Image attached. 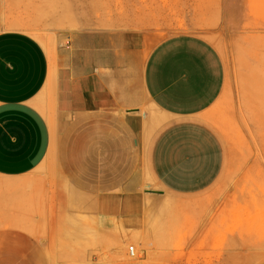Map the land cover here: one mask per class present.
I'll return each mask as SVG.
<instances>
[{
    "label": "crops",
    "instance_id": "1",
    "mask_svg": "<svg viewBox=\"0 0 264 264\" xmlns=\"http://www.w3.org/2000/svg\"><path fill=\"white\" fill-rule=\"evenodd\" d=\"M246 3L122 0L120 31L63 34L52 57L33 36L0 31V257L64 264L129 229L140 202L114 177L128 176L147 102L169 118L149 159L162 189L191 198L219 178L223 148L201 115L226 64L207 36L241 31ZM54 138L57 184L41 188L31 175Z\"/></svg>",
    "mask_w": 264,
    "mask_h": 264
},
{
    "label": "rangeland",
    "instance_id": "2",
    "mask_svg": "<svg viewBox=\"0 0 264 264\" xmlns=\"http://www.w3.org/2000/svg\"><path fill=\"white\" fill-rule=\"evenodd\" d=\"M246 6L241 31L207 36L226 64L223 90L201 115L223 148L219 178L191 198L170 196L162 189L149 159L153 141L169 118L147 102L140 115L144 128L135 137L136 146L131 144L134 158L125 163L128 176L114 177L121 185L115 190L123 185L131 200L140 202L138 214L113 240L98 244L97 250L83 248L80 256L60 258L62 263L264 264V0H247ZM121 29L122 0L0 1V31L33 36L50 57L63 34ZM115 135L125 134L119 127ZM56 138L47 160L31 175L41 188L44 180L57 184L61 167ZM0 264L13 263L0 257Z\"/></svg>",
    "mask_w": 264,
    "mask_h": 264
},
{
    "label": "built area",
    "instance_id": "3",
    "mask_svg": "<svg viewBox=\"0 0 264 264\" xmlns=\"http://www.w3.org/2000/svg\"><path fill=\"white\" fill-rule=\"evenodd\" d=\"M129 256L134 257L135 256V251L133 247L128 248Z\"/></svg>",
    "mask_w": 264,
    "mask_h": 264
},
{
    "label": "bare ground",
    "instance_id": "4",
    "mask_svg": "<svg viewBox=\"0 0 264 264\" xmlns=\"http://www.w3.org/2000/svg\"><path fill=\"white\" fill-rule=\"evenodd\" d=\"M16 24V23H15ZM12 26H14V25H12ZM18 26V25H17ZM19 27V26H18Z\"/></svg>",
    "mask_w": 264,
    "mask_h": 264
}]
</instances>
